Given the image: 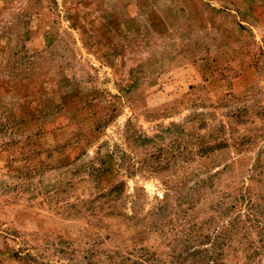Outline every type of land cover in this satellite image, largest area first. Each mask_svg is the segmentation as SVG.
I'll return each mask as SVG.
<instances>
[{"label":"rangeland","instance_id":"rangeland-1","mask_svg":"<svg viewBox=\"0 0 264 264\" xmlns=\"http://www.w3.org/2000/svg\"><path fill=\"white\" fill-rule=\"evenodd\" d=\"M0 264H264V0H0Z\"/></svg>","mask_w":264,"mask_h":264}]
</instances>
